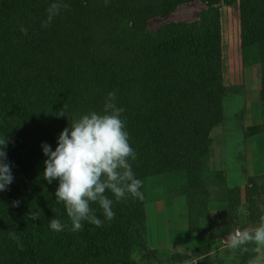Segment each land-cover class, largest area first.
Here are the masks:
<instances>
[{
  "label": "trees",
  "instance_id": "trees-1",
  "mask_svg": "<svg viewBox=\"0 0 264 264\" xmlns=\"http://www.w3.org/2000/svg\"><path fill=\"white\" fill-rule=\"evenodd\" d=\"M192 1L63 0L67 7L45 27L51 0H0V139L6 140L14 176L0 191V264H130L137 253V264H187L189 255L163 257L147 246L144 208L156 198L147 190L154 177L163 178L165 194L185 197L192 234H208L211 242L231 234L243 209L245 221L260 222L264 174L250 175L243 194L210 160L228 94L218 4L239 2L242 62L260 65L264 104V0H199L207 8L197 21L147 30L150 18ZM111 91L124 109L121 118L137 153L132 168L144 198L114 200L111 221L93 203L102 226L82 222L72 231L63 203L55 199L58 182L43 178L41 142L54 148L69 122L89 111L102 113ZM61 111L65 115H57ZM241 128L248 135L261 133L260 127ZM214 202L224 207L212 212ZM53 218L68 226L51 230ZM210 246L197 249L196 256L209 255ZM244 247L240 264L253 255L252 245Z\"/></svg>",
  "mask_w": 264,
  "mask_h": 264
},
{
  "label": "rangeland",
  "instance_id": "rangeland-1",
  "mask_svg": "<svg viewBox=\"0 0 264 264\" xmlns=\"http://www.w3.org/2000/svg\"><path fill=\"white\" fill-rule=\"evenodd\" d=\"M206 8L207 4L199 0L179 4L165 17L150 18L147 30H156L172 21L195 22ZM218 8L221 21L222 76L228 87V94L223 101V122L213 130L215 151L210 165L214 169L224 166L228 185L240 186L244 194L248 177L264 174V104L260 102V65H243L239 2H221ZM242 124L260 127L261 133L248 135L241 128ZM147 190L150 197H156L147 202L144 208L148 248L158 250L163 257L189 255L191 258L187 260V264H195L199 259L206 264H240L241 248L228 247L230 234L209 243L210 238L205 240L202 236L189 232L186 199L184 196L165 194L162 177L149 178ZM222 207V204L214 202L211 204V211L215 212ZM242 211V220L236 228L251 230L259 225L260 222L245 221L244 209ZM207 246L215 251L207 256H196V251H207ZM139 261L137 253L132 256L130 264H137Z\"/></svg>",
  "mask_w": 264,
  "mask_h": 264
},
{
  "label": "clouds",
  "instance_id": "clouds-1",
  "mask_svg": "<svg viewBox=\"0 0 264 264\" xmlns=\"http://www.w3.org/2000/svg\"><path fill=\"white\" fill-rule=\"evenodd\" d=\"M61 7H67L63 0H51L47 11V26L58 15ZM21 31L26 29L21 28ZM116 92H108L103 112L89 111L69 122L56 138V145L41 142L44 160L43 178L51 184L58 182L55 199L63 203L72 231H79L82 222L101 227L103 221L91 207L99 206L105 220L115 217L113 204L131 196L143 200L142 181L136 177L132 161L137 157L129 142L125 120L121 118L122 107L115 103ZM57 115H65L64 111ZM6 140L0 139V191H5L14 180L12 165L4 150ZM106 192L112 194L111 197ZM33 218L38 217L32 213ZM68 226L60 219H50L51 230L61 232ZM19 244V237L10 233ZM252 252L247 264H264V215L258 226L251 230L237 229L230 234V249L244 247ZM22 247V245H19Z\"/></svg>",
  "mask_w": 264,
  "mask_h": 264
},
{
  "label": "crops",
  "instance_id": "crops-1",
  "mask_svg": "<svg viewBox=\"0 0 264 264\" xmlns=\"http://www.w3.org/2000/svg\"><path fill=\"white\" fill-rule=\"evenodd\" d=\"M245 137H246V136H245ZM214 151H215V150H214ZM212 159H213V157H212ZM212 163H213V161H212ZM219 169H220V170H224V166H223L222 168H219ZM219 204H220V203H219ZM222 205H223V204H222ZM223 207H224V206H223ZM223 207H222V208H223ZM219 209H220V208H219ZM236 229H238V228H236ZM236 229H235V230H236ZM235 230H234V231H235ZM234 231H233V232H234ZM233 232H232V233H233ZM201 236H202V238H204L205 240H206L207 238H209V235H208V234H204V235H201ZM201 236H199V237H201ZM210 242H211V241H210V239H209V243H210ZM214 251H215V250H212L211 252H214ZM211 252H210V253H211Z\"/></svg>",
  "mask_w": 264,
  "mask_h": 264
},
{
  "label": "built area",
  "instance_id": "built-area-1",
  "mask_svg": "<svg viewBox=\"0 0 264 264\" xmlns=\"http://www.w3.org/2000/svg\"><path fill=\"white\" fill-rule=\"evenodd\" d=\"M237 230V229H236ZM228 238H230V236H228Z\"/></svg>",
  "mask_w": 264,
  "mask_h": 264
}]
</instances>
